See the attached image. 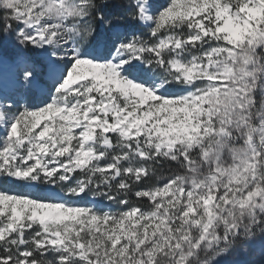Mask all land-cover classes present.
Wrapping results in <instances>:
<instances>
[{
    "label": "snow or ice",
    "instance_id": "snow-or-ice-1",
    "mask_svg": "<svg viewBox=\"0 0 264 264\" xmlns=\"http://www.w3.org/2000/svg\"><path fill=\"white\" fill-rule=\"evenodd\" d=\"M0 264H264V0H0Z\"/></svg>",
    "mask_w": 264,
    "mask_h": 264
}]
</instances>
